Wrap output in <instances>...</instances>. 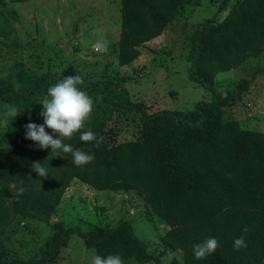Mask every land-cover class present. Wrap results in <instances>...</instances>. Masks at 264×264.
Instances as JSON below:
<instances>
[{
	"label": "trees",
	"instance_id": "1",
	"mask_svg": "<svg viewBox=\"0 0 264 264\" xmlns=\"http://www.w3.org/2000/svg\"><path fill=\"white\" fill-rule=\"evenodd\" d=\"M182 1L119 0L117 63L128 64L140 45L161 32ZM186 40V76L206 88L209 99H198L191 108L147 112L143 102L130 100L118 82H83L79 87L86 92L112 89V113L135 112L141 121L132 138L118 140L109 126L92 118L85 130L90 128L99 143L81 141L80 133L64 141L94 156L83 167L73 163L71 154L53 157L50 148L37 149L33 141L22 140L16 132L0 131V231L14 218L47 220L74 178L96 190H139L168 225L159 239L164 247L180 250L182 264H264V130L244 128L236 119L221 117L223 106L247 88V79L224 92L207 79L264 50V0H233L220 20L203 18ZM63 78L45 72L0 80V102L14 101L17 117H24L29 106L47 95L49 85ZM34 162H41L48 178L32 170ZM10 184L24 189L11 202ZM53 228L36 254L19 259L0 250V264H49L72 234L95 255L118 254L158 263L127 220L84 231L61 223ZM240 236L247 247L237 251L234 240ZM210 237L220 247L197 260L193 246Z\"/></svg>",
	"mask_w": 264,
	"mask_h": 264
},
{
	"label": "rangeland",
	"instance_id": "2",
	"mask_svg": "<svg viewBox=\"0 0 264 264\" xmlns=\"http://www.w3.org/2000/svg\"><path fill=\"white\" fill-rule=\"evenodd\" d=\"M233 0H183L159 34L139 46V53L125 65L116 61L119 30V0H27L0 3V80L50 72L57 76L79 75L83 82L115 81L130 100H141L147 112L184 109L209 92L186 76L187 35L205 17L220 20ZM109 42L106 53H98L97 41ZM215 89L224 92L247 79L240 97L223 106L222 119H236L241 127L264 130V50L247 57L228 70L207 77ZM52 85H49V87ZM94 101L93 118L109 126L118 140L130 139L141 123L135 112L116 115L110 109L112 89L89 90ZM0 102V118L4 105ZM41 104L29 106L24 117L9 119L0 131L16 132L25 139L27 123L42 124ZM33 115H31V114ZM31 117V119H29ZM47 131V130H46ZM17 137H15L16 139ZM127 220L145 242L158 263L122 258L124 264H182L180 250L163 246L159 236L168 228L137 189L96 190L71 179L45 221L14 218L0 231V250L8 257L25 259L36 254L61 223L84 231L92 226H109ZM94 251L72 234L49 264H91ZM264 263V256H263Z\"/></svg>",
	"mask_w": 264,
	"mask_h": 264
},
{
	"label": "clouds",
	"instance_id": "3",
	"mask_svg": "<svg viewBox=\"0 0 264 264\" xmlns=\"http://www.w3.org/2000/svg\"><path fill=\"white\" fill-rule=\"evenodd\" d=\"M93 48L98 53H106L109 50V42L105 40L97 41ZM83 80L79 75H68L54 85L50 86L39 104L42 110L39 116L43 117L42 124L27 123L24 125L25 139L35 143L37 149H51L53 157H64V154H71L73 163L77 167H83L93 162L94 156L80 149H74L71 144L64 143L65 140H71L77 133H80L79 139L83 142H93L97 140L96 134L90 130H85L86 125L90 123L94 115V101L82 90L79 85ZM18 109L12 105H4V112L0 118V126L8 127L9 119L13 120L18 115ZM31 119V117H29ZM46 127L51 129L52 134L46 131ZM58 135V138H54ZM32 170L38 173L40 178H48V170L41 165V162H34ZM9 191L13 193L12 199H18L24 191L23 188L17 189L15 184H10ZM247 227L243 232H247ZM220 247L219 241L210 237L193 246V253L197 260L206 259ZM247 247L245 239L240 236L234 240V249L240 250ZM91 264H124L120 255H93Z\"/></svg>",
	"mask_w": 264,
	"mask_h": 264
}]
</instances>
